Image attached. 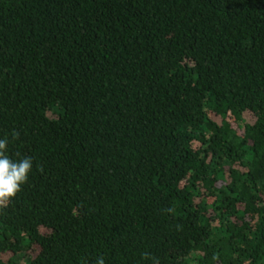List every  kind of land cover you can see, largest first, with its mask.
Wrapping results in <instances>:
<instances>
[{
    "label": "trees",
    "instance_id": "16d2710c",
    "mask_svg": "<svg viewBox=\"0 0 264 264\" xmlns=\"http://www.w3.org/2000/svg\"><path fill=\"white\" fill-rule=\"evenodd\" d=\"M5 136L0 264H264V0H0Z\"/></svg>",
    "mask_w": 264,
    "mask_h": 264
},
{
    "label": "clouds",
    "instance_id": "9594fccd",
    "mask_svg": "<svg viewBox=\"0 0 264 264\" xmlns=\"http://www.w3.org/2000/svg\"><path fill=\"white\" fill-rule=\"evenodd\" d=\"M18 137L19 133L14 132L12 138ZM8 143L7 136L0 138V209L7 208L11 199L22 191V185L28 182L29 173L33 168V157L30 155L23 156L19 160L12 159L8 155ZM17 155L19 156L20 153ZM40 170L42 171V168ZM165 211L174 212L175 209L170 207ZM83 264H87V261H83ZM95 264H105L104 257L98 256ZM153 264H158V261L154 259Z\"/></svg>",
    "mask_w": 264,
    "mask_h": 264
}]
</instances>
